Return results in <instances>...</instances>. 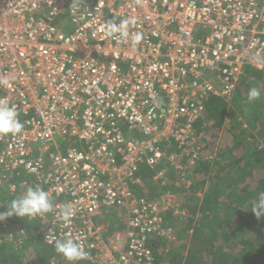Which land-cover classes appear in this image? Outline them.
Wrapping results in <instances>:
<instances>
[{
  "label": "built area",
  "instance_id": "2783aa9c",
  "mask_svg": "<svg viewBox=\"0 0 264 264\" xmlns=\"http://www.w3.org/2000/svg\"><path fill=\"white\" fill-rule=\"evenodd\" d=\"M128 18V40L107 35ZM244 68L264 71V0H0V100L23 124L0 136V189L48 192L54 210L24 219L53 249L68 234L82 243L79 264H153L148 241L172 237L162 219L185 214L174 196L134 197L139 166L161 163L166 142L171 164L187 152L204 102H229ZM110 212L122 230L107 235ZM14 234L1 223L0 245Z\"/></svg>",
  "mask_w": 264,
  "mask_h": 264
},
{
  "label": "trees",
  "instance_id": "16d2710c",
  "mask_svg": "<svg viewBox=\"0 0 264 264\" xmlns=\"http://www.w3.org/2000/svg\"><path fill=\"white\" fill-rule=\"evenodd\" d=\"M254 87L260 98L249 103ZM193 130L196 138L187 152L171 164L168 156L176 150L166 142L161 163L140 165L132 186L136 199L176 197L185 214L162 219L172 237L148 241L153 264H264V216L251 211L264 194V71L244 68L231 100H206ZM191 147L201 159L193 162ZM160 171L165 178L154 180ZM24 192L0 189V212ZM3 222L19 224L23 234L0 245V264H68L42 242L33 222L15 215ZM102 223L107 235L122 230L114 212Z\"/></svg>",
  "mask_w": 264,
  "mask_h": 264
},
{
  "label": "clouds",
  "instance_id": "9594fccd",
  "mask_svg": "<svg viewBox=\"0 0 264 264\" xmlns=\"http://www.w3.org/2000/svg\"><path fill=\"white\" fill-rule=\"evenodd\" d=\"M134 24L133 18L124 19L119 24L109 22L106 24L107 35L113 37L117 42H124L130 37L129 26ZM142 39L143 35L140 32L131 35L132 46L134 48L138 46ZM0 85L9 86V80L0 78ZM259 98L260 92L255 87L251 88L248 92V102L252 103ZM22 129L23 124L19 120L17 109L10 106L7 101L0 100V136H16L21 133ZM4 208L6 210L0 212V221L13 215L34 219L51 213L54 210V205L48 192L39 186H30L26 188L23 195L12 199ZM251 211L257 218L264 216V194L252 206ZM74 216L75 210L70 205H65L60 213V219L66 225L71 224ZM55 251L62 255L69 264H79L80 261L89 258V252L86 251L83 244L70 234L63 239L55 240Z\"/></svg>",
  "mask_w": 264,
  "mask_h": 264
}]
</instances>
